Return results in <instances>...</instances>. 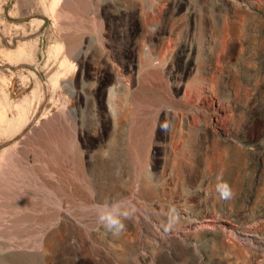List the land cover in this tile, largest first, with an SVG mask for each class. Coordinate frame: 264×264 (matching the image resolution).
<instances>
[{
  "label": "rangeland",
  "instance_id": "obj_1",
  "mask_svg": "<svg viewBox=\"0 0 264 264\" xmlns=\"http://www.w3.org/2000/svg\"><path fill=\"white\" fill-rule=\"evenodd\" d=\"M45 1L0 0V264H264V0Z\"/></svg>",
  "mask_w": 264,
  "mask_h": 264
},
{
  "label": "bare ground",
  "instance_id": "obj_2",
  "mask_svg": "<svg viewBox=\"0 0 264 264\" xmlns=\"http://www.w3.org/2000/svg\"><path fill=\"white\" fill-rule=\"evenodd\" d=\"M57 0H46L45 2L47 3V4H53V3H55ZM61 1V0H60ZM114 1H117V0H114ZM27 2H28V0H27ZM58 2V1H57ZM29 4V3H28ZM22 8H23V5H22ZM25 9H26V7H25ZM24 10V9H23ZM22 10V11H23ZM24 12V11H23ZM25 13V12H24ZM78 23H83V22H94L95 20H97L96 18H94V17H89V16H83V15H79V18H78ZM90 20V21H89ZM57 21V20H56ZM75 21V20H74ZM79 54V53H78ZM78 54H77V56H78ZM60 63L62 64V62L60 61ZM61 68H62V65L60 66ZM60 67H58V68H60ZM50 77V76H49ZM50 86V85H49ZM51 87V90H52V85L50 86ZM66 87V86H65ZM70 91H71V93H73V91L70 89ZM109 99H108V101H109V106H110V109L113 111L114 109H113V106H114V101H113V98H114V96H113V93H111L110 95H109V97H108ZM56 106V105H55ZM54 106H50V108L49 107H47L48 109H49V111H51V109L53 108ZM11 107H9V109H10ZM56 107H54V109H55ZM18 110H20V108L18 109ZM49 111H47V112H49ZM12 114V113H11ZM45 114V113H44ZM45 116V115H44ZM5 117H7V116H4V118ZM11 117H13L12 119H6L5 121H7L6 123H8L9 122V126H8V129H12L13 131H15V130H17L18 128H19V126L22 124V121H23V111L22 110H20V111H16V109H15V111H14V113L11 115ZM11 117H8V118H11ZM4 118H1V122H4L5 123V121H4ZM11 120V121H10ZM138 124V123H137ZM137 124H135V126H134V129L136 130L137 128H135L136 126H137ZM140 124H143V123H140ZM145 126H146V124H145ZM9 127H11V128H9ZM143 127H144V125H143ZM140 128V127H139ZM138 128V129H139ZM141 128H142V126H141ZM145 128V127H144ZM147 128V127H146ZM145 128V130H143L144 132H142L143 134L145 133V131L147 130ZM139 130H142V129H139ZM147 132V131H146ZM136 133H138V131H136ZM140 134V133H139ZM135 135H137V134H135ZM138 136V135H137ZM143 136V135H142ZM63 139V138H62ZM63 141V140H62ZM65 143H66V140L64 141ZM65 147V146H64ZM237 153V152H236ZM4 169V170H3ZM1 171H0V191H5V190H7V189H5V187L8 185V180H6L7 178V176H6V173H7V169H5V167L3 168ZM10 183V182H9ZM13 186H15V185H13ZM7 188V187H6ZM2 189V190H1ZM9 190V189H8ZM12 193V192H11ZM5 194V193H4ZM13 194V193H12ZM7 195H8V197H9V194L7 193ZM17 195H18V193H17ZM16 195V196H17ZM13 196V195H12ZM10 197H11V195H10ZM18 199V198H17ZM19 201V200H18ZM26 202V201H25ZM2 202L0 201V204H1ZM18 203V202H17ZM20 203V202H19ZM12 204V203H11ZM13 204H15V203H13ZM6 205V204H5ZM8 205V204H7ZM7 205H6V207H7ZM9 206V205H8ZM0 207H3V205L2 206H0ZM14 207H16V206H14ZM8 208H10V207H8ZM16 208H18V207H16ZM20 208V207H19ZM23 211V210H22ZM2 212V211H1ZM0 212V213H1ZM16 212H17V210H16ZM5 213V212H4ZM13 213H15V212H12V214ZM20 214H22V213H20ZM19 214V215H20ZM26 214H28V213H26ZM18 215V216H19ZM5 216H7V215H4V217ZM15 217V216H14ZM17 217V216H16ZM21 217H23V216H21ZM20 217V218H21ZM30 217V216H29ZM0 218H1V216H0ZM8 218V217H7ZM7 218H4L5 220L7 219ZM19 219V218H18ZM22 219V218H21ZM11 220V219H10ZM23 223H26V222H24V221H22ZM22 224V223H21ZM18 225H20V224H18ZM25 225H27V224H25ZM29 225V224H28ZM28 225H27V227H28ZM8 226V225H7ZM24 226V225H23ZM22 226V227H23ZM1 227V226H0ZM5 227V226H4ZM11 227V226H10ZM14 227V226H13ZM16 227H18V226H16ZM21 226H19V228H20ZM21 227V228H22ZM3 228V227H2ZM1 228V229H2ZM18 228V229H19ZM24 228V227H23ZM149 228V227H148ZM7 229V228H6ZM14 229H16L15 227H14ZM25 229H27L26 228V226H25ZM147 229V228H146ZM21 230V229H20ZM23 230V229H22ZM152 230V229H151ZM149 231V230H148ZM28 232V231H27ZM149 232H151V231H149ZM2 233V232H1ZM5 233H11V231L10 230H6L5 231ZM74 234V233H73ZM151 234H154L153 232H151ZM7 235V234H6ZM5 235V237H7ZM10 237H11V235H9ZM15 236V235H14ZM17 236V235H16ZM25 236V235H24ZM4 238V237H3ZM2 238V239H3ZM4 241V240H3ZM65 242V241H64ZM70 242V241H69ZM193 243V242H192ZM71 248H73V245H72V247ZM59 251H61V250H59ZM64 252V256H66L67 258H72V255H71V253L69 252V249H67V250H65V251H63ZM89 254L91 255V256H95V257H97V258H99V259H102V260H99L101 263H103L104 262V259H105V257L103 256V253H102V251L101 250H99V249H96V248H90V250H89ZM37 255V254H36ZM41 255V254H40ZM32 256H33V254H32ZM35 256V255H34ZM28 257V256H27ZM30 257V256H29ZM34 259V258H33ZM15 261H17V260H15ZM32 261V260H31ZM100 262H98V261H96V262H94V264L95 263H100ZM105 263V262H104ZM27 264H29V263H27ZM31 264V263H30ZM68 264H75L74 262H71V261H69L68 262ZM91 264H93V263H91Z\"/></svg>",
  "mask_w": 264,
  "mask_h": 264
},
{
  "label": "clouds",
  "instance_id": "obj_3",
  "mask_svg": "<svg viewBox=\"0 0 264 264\" xmlns=\"http://www.w3.org/2000/svg\"><path fill=\"white\" fill-rule=\"evenodd\" d=\"M217 191L223 199L230 198L232 195L229 185L227 184V182L223 181L222 178L221 182L217 184ZM127 215V212H121L118 208L114 207L111 210L102 212L99 215V222L110 230H120L123 228V224L120 217H126Z\"/></svg>",
  "mask_w": 264,
  "mask_h": 264
}]
</instances>
